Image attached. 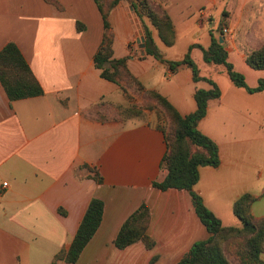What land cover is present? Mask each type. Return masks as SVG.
I'll list each match as a JSON object with an SVG mask.
<instances>
[{
    "label": "crops",
    "instance_id": "1",
    "mask_svg": "<svg viewBox=\"0 0 264 264\" xmlns=\"http://www.w3.org/2000/svg\"><path fill=\"white\" fill-rule=\"evenodd\" d=\"M150 1L170 16L174 45L162 42L148 18L136 16V0H120L109 16L113 59L127 58L131 74L181 116L197 110V90L211 89L195 82L187 66L174 74L169 69L167 61L182 60L193 45L208 49L212 37L223 39L228 61L247 85L264 80V70L246 62L249 51L264 46V0ZM55 2L0 0V52L15 44L43 90L11 101L0 82V264H52L72 244L93 199L102 201L103 219L74 264H178L210 234L190 191L153 187L166 175L161 117L150 110L131 114L145 98L101 77L94 57L104 27L95 0ZM201 11L210 15L207 21ZM143 25L157 58L146 55ZM223 27L231 38L222 35ZM191 58L200 77L221 90L198 125L217 144L220 164L200 167L193 190L225 227L240 226L233 206L245 194L259 197L252 213L264 218V92L235 85L225 66L204 61L200 48ZM224 76L231 83L222 86ZM142 205L149 209L147 235L154 247L138 241L117 248L121 228Z\"/></svg>",
    "mask_w": 264,
    "mask_h": 264
},
{
    "label": "trees",
    "instance_id": "2",
    "mask_svg": "<svg viewBox=\"0 0 264 264\" xmlns=\"http://www.w3.org/2000/svg\"><path fill=\"white\" fill-rule=\"evenodd\" d=\"M47 1L56 4L55 0ZM95 2L101 13L104 27L103 40L94 57L95 66L100 70L101 77L122 86L124 91L132 88L137 96L145 98L143 104L129 110L131 114L140 115L143 110H150L156 111L162 118L159 128L165 134L167 152L161 162V169L166 172V175L162 181H154L153 187L161 191L169 189L190 191L196 213L210 234L208 239L194 243L190 252L178 264H233L227 255V250L241 264H264V218L255 219L251 213V208L259 197L245 194L237 200L233 206V212L240 226L225 227L205 205L201 196L193 190L199 181L200 167H218L220 164L217 144L201 133L198 125L207 115L208 102L220 98L221 90L214 81L200 77L199 69L191 58V52L194 48H200L206 63L225 66L235 85L246 89L249 93L264 92V80H260L257 87L250 88L245 81V76L237 72L228 61V52L218 38L212 37L211 46L208 49L193 45L182 60L167 61L169 69L174 74L182 66H187L191 68L195 82L206 81L211 85V89L197 90L195 93L197 110L183 117L157 91L145 89L129 71L127 58L113 59L114 34L109 16L120 0H95ZM133 9L139 19L148 18L166 46L174 45L176 40L174 26L165 11L161 12L153 8L150 0H136ZM143 30L146 37V55L159 57L149 28L143 25ZM246 62L255 70H264V46L249 51ZM0 82L11 101L43 95L39 82L22 53L13 43L8 44L0 52ZM163 120L167 121H165L167 126L163 125ZM90 170L93 171V169ZM97 181L100 182L101 179L97 177ZM103 210L101 200H91L72 244L59 252L52 264H57L59 261L74 264L78 261L101 225ZM149 219V209L146 205H142L121 228L115 239V246L124 249L142 241L147 249H152L155 243L147 235Z\"/></svg>",
    "mask_w": 264,
    "mask_h": 264
},
{
    "label": "rangeland",
    "instance_id": "3",
    "mask_svg": "<svg viewBox=\"0 0 264 264\" xmlns=\"http://www.w3.org/2000/svg\"><path fill=\"white\" fill-rule=\"evenodd\" d=\"M143 32H144V30H143ZM219 82H220V84L222 85V86H224V82H226V83H231L230 81H229V79L226 77V76H224V77H219ZM161 121H162V118H161ZM166 120H163V125H165V126H167V121L165 122ZM251 213H252V208H251ZM252 216H253V218H255V219H257V217L252 213ZM227 250V249H226ZM227 255H228V257H229V259L231 260V262L233 263V264H241L240 262H239V260L237 259H235V257L233 256V255H231L230 254V252L227 250Z\"/></svg>",
    "mask_w": 264,
    "mask_h": 264
},
{
    "label": "built area",
    "instance_id": "4",
    "mask_svg": "<svg viewBox=\"0 0 264 264\" xmlns=\"http://www.w3.org/2000/svg\"><path fill=\"white\" fill-rule=\"evenodd\" d=\"M200 16H201V18H202L203 20H205V21H207V20L210 18V15H209L207 12H205V11H201V12H200ZM222 35H223V36H226L227 38H231L232 35H233V33L230 31L229 28H227V27H223V28H222ZM6 185H7V184L5 183L4 186H6Z\"/></svg>",
    "mask_w": 264,
    "mask_h": 264
},
{
    "label": "water",
    "instance_id": "5",
    "mask_svg": "<svg viewBox=\"0 0 264 264\" xmlns=\"http://www.w3.org/2000/svg\"><path fill=\"white\" fill-rule=\"evenodd\" d=\"M131 9L133 10V7ZM220 43L223 44V39H220Z\"/></svg>",
    "mask_w": 264,
    "mask_h": 264
}]
</instances>
